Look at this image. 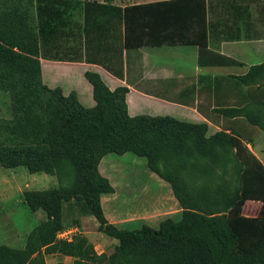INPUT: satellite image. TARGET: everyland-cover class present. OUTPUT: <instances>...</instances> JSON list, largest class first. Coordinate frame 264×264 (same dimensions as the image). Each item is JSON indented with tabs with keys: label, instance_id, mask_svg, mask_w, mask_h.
<instances>
[{
	"label": "trees",
	"instance_id": "16d2710c",
	"mask_svg": "<svg viewBox=\"0 0 264 264\" xmlns=\"http://www.w3.org/2000/svg\"><path fill=\"white\" fill-rule=\"evenodd\" d=\"M78 11L81 22L75 18ZM205 31L204 0H159L124 7L78 0H0V88L8 92L12 104L10 120L0 124L1 142L5 144L0 147L1 165H25L21 163L25 161L31 171L47 170L54 158L49 159L54 145L59 150L63 141L65 152L75 151L76 144L80 150L93 143L95 150L91 149L90 154L96 163L100 151L110 144L106 136L109 137L112 122L121 121L132 133L140 121L125 116L126 87L109 90L95 72H84L94 100L90 108L79 107L73 93L63 97L58 88L45 86L40 79L39 57L65 61L69 58L65 53L74 52L71 44L77 51L79 43L85 60L120 75L106 63L114 56L111 48L117 42L120 48L201 44ZM99 48L104 54L96 59L93 52ZM262 68L264 62L251 66L240 79L245 80L252 71ZM216 111L229 112L231 108ZM62 116L65 128L61 131L58 129ZM95 134L99 139H93ZM232 139L224 132H216L204 138L203 147L230 140L238 143ZM13 142L18 148L10 152L12 148L6 145ZM78 155L87 162L83 153L79 151ZM257 165L264 177V168L258 162ZM164 167L160 177L169 184L182 209L178 220L164 219L157 229L147 225L125 229L107 222L98 196L110 187L92 167L89 171L93 170V178L86 171L76 174L82 185L78 196L84 210L95 218L97 231L116 240L113 251L96 254L83 236L71 240L55 238L63 223L59 213L53 212L27 233L22 247L0 244V264H44L43 253L73 257L72 264H264V220L238 215L247 198L244 192L231 189L222 177L212 187H195L169 163ZM69 197L56 189L22 192L32 211H47L49 201Z\"/></svg>",
	"mask_w": 264,
	"mask_h": 264
},
{
	"label": "rangeland",
	"instance_id": "374dc122",
	"mask_svg": "<svg viewBox=\"0 0 264 264\" xmlns=\"http://www.w3.org/2000/svg\"><path fill=\"white\" fill-rule=\"evenodd\" d=\"M39 65L41 82L49 88H58L65 97V64L41 60ZM214 83L219 91L213 96H156L167 103L124 94L125 116L140 121L132 133L121 121L112 122L109 137L106 136L110 144L100 151L96 163L90 154L93 143L87 148L83 145L80 150L76 144L75 151L65 152V141L59 150L54 145L49 159L54 158L47 170L31 171L25 161H21L25 165L8 167L0 162V244L22 247L27 233L38 222L58 212L66 234L57 235V231L55 238L71 240L83 236L96 254L111 253L116 240L97 231L95 218L84 210L78 196L82 185L76 174L86 171L93 178V170L89 171L92 167L96 176L105 179L110 187L98 196L100 211L107 222L119 228L147 225L157 229L164 219L180 218L182 209L169 184L160 177L168 163L195 187H212L224 178L231 189L247 196L238 215L264 220V177L257 165L258 162L264 168V79L245 83V89L236 87L239 81L234 78ZM77 102L82 108L94 106V102L89 106ZM11 107L8 92L0 88V124L10 120ZM219 107L231 108V111L218 112ZM103 125L107 126V122ZM63 128L62 116L58 130ZM216 132L230 135L238 141V146L230 140L203 147L204 138ZM93 139H99V135L95 134ZM4 145L0 137V147ZM6 146L12 148L10 152L18 148L15 142ZM79 151L87 162L79 158ZM49 189L68 193L70 197L49 201L47 211L30 210L22 198L25 190ZM42 259L44 264H72L73 257L43 253Z\"/></svg>",
	"mask_w": 264,
	"mask_h": 264
},
{
	"label": "crops",
	"instance_id": "0c3cea01",
	"mask_svg": "<svg viewBox=\"0 0 264 264\" xmlns=\"http://www.w3.org/2000/svg\"><path fill=\"white\" fill-rule=\"evenodd\" d=\"M78 1H95L124 7L159 0ZM204 2L206 20L204 42L127 48L124 46L120 48L117 42L115 47L111 48L114 56L106 63L113 70L119 71L120 75L94 61L85 60L79 43L77 51L71 44L74 52H66L65 56L69 58H65V61L45 58H40L39 61L65 64V95L73 93L80 104L88 106L94 100L91 85L84 77L85 71L98 74L109 90L116 86H124L127 89L125 92L127 96H136L138 99L150 97L153 101H164L163 103L166 101L156 96L163 94L213 96L219 91L214 83L219 79H237L239 85L236 87L244 89L245 83L250 84L255 80L264 79V68L252 71L245 80L240 79L251 66L264 62V0H204ZM75 18L81 22L79 11ZM118 47L121 49L120 58L116 54ZM103 54L101 48L95 49L93 57L100 59ZM140 80L142 83L139 86ZM157 104L163 106L161 103Z\"/></svg>",
	"mask_w": 264,
	"mask_h": 264
},
{
	"label": "built area",
	"instance_id": "2783aa9c",
	"mask_svg": "<svg viewBox=\"0 0 264 264\" xmlns=\"http://www.w3.org/2000/svg\"><path fill=\"white\" fill-rule=\"evenodd\" d=\"M58 234L62 236V235H65L66 233H65L64 230H60V231L57 232V235H58ZM61 238H62V237H61Z\"/></svg>",
	"mask_w": 264,
	"mask_h": 264
}]
</instances>
